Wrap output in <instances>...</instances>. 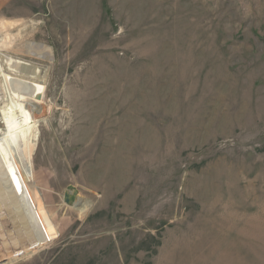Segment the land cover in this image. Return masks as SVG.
Masks as SVG:
<instances>
[{"label":"rangeland","instance_id":"obj_1","mask_svg":"<svg viewBox=\"0 0 264 264\" xmlns=\"http://www.w3.org/2000/svg\"><path fill=\"white\" fill-rule=\"evenodd\" d=\"M0 218V264H264V0H0Z\"/></svg>","mask_w":264,"mask_h":264},{"label":"bare ground","instance_id":"obj_2","mask_svg":"<svg viewBox=\"0 0 264 264\" xmlns=\"http://www.w3.org/2000/svg\"><path fill=\"white\" fill-rule=\"evenodd\" d=\"M4 116L6 117L7 120L10 119L11 121H13L12 125L11 123H9L13 129L17 128L14 126L15 124L19 126L24 122L22 116L19 113L18 108L15 105H11L10 109H8L7 111H4ZM74 203H71V205H73ZM2 222L3 221L0 218L1 228L4 227ZM7 236H8V239H6ZM14 241H15V237H13L12 234L11 235L9 233L3 234V235L0 234V259L1 260L8 261L11 258V253H9L8 246L10 243Z\"/></svg>","mask_w":264,"mask_h":264},{"label":"water","instance_id":"obj_3","mask_svg":"<svg viewBox=\"0 0 264 264\" xmlns=\"http://www.w3.org/2000/svg\"><path fill=\"white\" fill-rule=\"evenodd\" d=\"M73 189H74L73 187H69L68 192H66L64 195V202L68 205H71V203H74L75 199H76L75 193L70 195V193H72Z\"/></svg>","mask_w":264,"mask_h":264}]
</instances>
